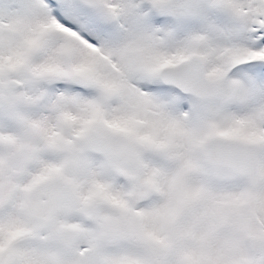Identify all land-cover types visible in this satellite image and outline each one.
I'll return each instance as SVG.
<instances>
[{"label":"snow or ice","instance_id":"1","mask_svg":"<svg viewBox=\"0 0 264 264\" xmlns=\"http://www.w3.org/2000/svg\"><path fill=\"white\" fill-rule=\"evenodd\" d=\"M0 264H264V0H0Z\"/></svg>","mask_w":264,"mask_h":264}]
</instances>
